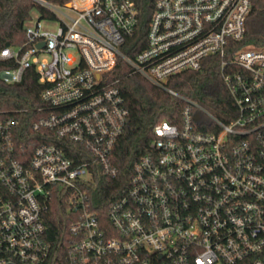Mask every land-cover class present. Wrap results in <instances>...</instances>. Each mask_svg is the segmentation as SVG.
Masks as SVG:
<instances>
[{
    "label": "built area",
    "instance_id": "1",
    "mask_svg": "<svg viewBox=\"0 0 264 264\" xmlns=\"http://www.w3.org/2000/svg\"><path fill=\"white\" fill-rule=\"evenodd\" d=\"M31 2L24 42L0 50L15 64L4 82L34 67L46 85L35 110H0V264H264V44L236 45L253 0H155L135 47L136 0ZM213 58L226 119L169 86ZM119 61L185 103L129 170L115 161L130 115ZM53 200L66 210L58 241Z\"/></svg>",
    "mask_w": 264,
    "mask_h": 264
},
{
    "label": "trees",
    "instance_id": "2",
    "mask_svg": "<svg viewBox=\"0 0 264 264\" xmlns=\"http://www.w3.org/2000/svg\"><path fill=\"white\" fill-rule=\"evenodd\" d=\"M140 9V28L129 39L130 47H135L141 38H145L148 23L154 11L155 0H136ZM252 10L246 22L244 39L237 47L264 44V0H253ZM34 4L31 0H0V50L8 45L24 42V23L30 16ZM144 45V44H143ZM142 47V46H141ZM140 47V48H141ZM133 55V50L127 51ZM220 59H210L206 66L198 71H184L172 76L169 86L179 93L198 100L215 114L226 119L225 111L232 108V101L223 83ZM10 60L0 59V71L12 67ZM112 80H118L126 104L130 110L129 119L122 138L117 144L115 161L123 169L129 170L134 163L150 149L154 140V127L161 121L180 120L184 101L174 98L163 88L148 82L142 75L134 73L124 62L119 61L111 73ZM46 85L41 83L36 69H28L23 82L9 84L0 78V110H35L42 105L41 94ZM31 117V122L35 119ZM30 128V123L28 127ZM111 184L115 180L110 181ZM113 185L104 188L105 198L111 195ZM47 214L48 234L58 241L67 233L65 206L53 200Z\"/></svg>",
    "mask_w": 264,
    "mask_h": 264
},
{
    "label": "rangeland",
    "instance_id": "3",
    "mask_svg": "<svg viewBox=\"0 0 264 264\" xmlns=\"http://www.w3.org/2000/svg\"><path fill=\"white\" fill-rule=\"evenodd\" d=\"M32 14H33V20L36 21L39 18V14H40L39 11L33 10ZM72 14H74V13H72ZM43 25H44V28L46 30L53 31V30L57 29L58 22L57 21H46V20H44Z\"/></svg>",
    "mask_w": 264,
    "mask_h": 264
},
{
    "label": "water",
    "instance_id": "4",
    "mask_svg": "<svg viewBox=\"0 0 264 264\" xmlns=\"http://www.w3.org/2000/svg\"><path fill=\"white\" fill-rule=\"evenodd\" d=\"M44 44L42 43V44H40V46H43Z\"/></svg>",
    "mask_w": 264,
    "mask_h": 264
}]
</instances>
